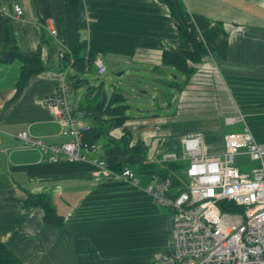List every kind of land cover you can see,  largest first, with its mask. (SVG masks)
I'll use <instances>...</instances> for the list:
<instances>
[{"label": "crops", "instance_id": "crops-1", "mask_svg": "<svg viewBox=\"0 0 264 264\" xmlns=\"http://www.w3.org/2000/svg\"><path fill=\"white\" fill-rule=\"evenodd\" d=\"M179 1L185 19L194 25L210 55L199 64H189L194 74L180 90H168L170 97H165L162 107L171 109L175 104L176 120L205 102L212 106L214 102L216 108L219 100L214 88L221 86L232 113L244 116L248 111L257 119L254 135L249 131L256 143L264 145V0ZM79 3V34L88 51L101 60L125 57V64L134 65L139 74L152 72L155 80H164V86L172 83L164 72L168 68L161 67L162 53L191 47L179 39L166 5L158 0ZM13 5L21 7L22 15L0 13V53L16 49L30 54L40 49L46 69L31 76L17 94L21 61L0 63V242L22 264H152L172 249V215L142 191L152 178L145 170L140 172V166L155 163L162 152L174 151L173 143L161 149L158 138L176 132V122L171 116L155 114L126 122L131 142L145 148L143 159L134 153L117 162L135 174L139 188L94 178L90 162L51 163L38 150L25 146L18 138L22 132L48 145L66 140L59 134L52 109L41 100L62 83L69 86V80L82 84V76L90 71L78 73L63 59L68 53L64 0H0V10H11ZM170 70L171 77L174 70ZM182 80L175 76V85ZM85 100L86 107L94 104L89 97ZM197 133L190 129L180 137ZM119 134L121 129L110 132L113 138ZM222 137L216 144L205 139L210 154L222 149ZM98 143V152L85 153L88 159L103 158V141ZM131 166H137V171ZM29 195L46 196L63 219L61 226L44 222L41 208L25 206Z\"/></svg>", "mask_w": 264, "mask_h": 264}, {"label": "built area", "instance_id": "built-area-1", "mask_svg": "<svg viewBox=\"0 0 264 264\" xmlns=\"http://www.w3.org/2000/svg\"><path fill=\"white\" fill-rule=\"evenodd\" d=\"M0 11L5 17L22 15L19 5ZM50 33L56 35L55 30ZM93 67L98 76L107 72L99 55ZM41 102L52 109L59 134L66 140L48 145L22 132L18 138L25 146L38 150L51 163L90 162L94 178L139 188L138 178L129 168L114 171L103 158L85 156L87 152H98L101 147L98 142L84 140V133L91 126L85 121V112L69 103L65 83ZM225 123H242L244 131L223 135L222 149L214 154L209 153L201 133L180 138L178 152H162L155 160V146L152 149L151 160L155 163H183L181 174L185 180L184 189L174 191L170 176L153 175L152 182L142 188L172 215V249L152 264H264V145L255 142L240 113L226 117ZM121 135L113 136L120 138ZM239 156H247L253 163L249 172H242L235 165ZM223 201L233 203L241 211L236 214L221 211L218 204Z\"/></svg>", "mask_w": 264, "mask_h": 264}, {"label": "trees", "instance_id": "trees-1", "mask_svg": "<svg viewBox=\"0 0 264 264\" xmlns=\"http://www.w3.org/2000/svg\"><path fill=\"white\" fill-rule=\"evenodd\" d=\"M158 1L168 7L170 15L175 21L179 39L188 43L191 47L190 51L169 49L164 51L161 56V67L174 70L172 73L174 79L172 83L168 84V88L177 87L180 90L195 72V68L189 66V64L201 63L205 57L210 55V49L199 39L194 25L185 19L184 7L179 0ZM64 14L68 53L65 54L63 59L69 62L72 60V67L78 73L91 71L96 54L88 51L86 43L80 38L81 11L79 0H64ZM15 59H19L22 63L20 77L17 82V94H19L28 79L33 75L42 73L46 67L42 62L40 49L30 54H24L16 49L0 53V63L11 62ZM175 76H182L183 78L181 82H177V85H175ZM88 92L91 93L89 98L92 99L94 104L80 109L92 119L93 125L84 133V140L87 142L103 141V159L109 168L120 171L125 166L117 162L118 158L134 153L142 155L145 150L140 143L130 146V133L125 127L126 122L130 120L127 115L129 106L126 103V98L120 90L116 89L110 95H107L102 84H99L96 88L90 87ZM114 129L122 130L120 138L115 139L110 135V132ZM174 151L178 152L179 148L175 147ZM141 158L143 159V155ZM183 167V163L141 164L140 172L145 170L144 174L154 175L158 178L170 176L173 190L177 191L184 189L185 186V180L181 174ZM24 205L41 208L44 211V222L61 226L63 219L57 216L54 206L46 196L29 195L24 201ZM218 206L221 211L231 214L241 211L239 207L227 201L220 202ZM0 264L22 263L0 242Z\"/></svg>", "mask_w": 264, "mask_h": 264}, {"label": "rangeland", "instance_id": "rangeland-1", "mask_svg": "<svg viewBox=\"0 0 264 264\" xmlns=\"http://www.w3.org/2000/svg\"><path fill=\"white\" fill-rule=\"evenodd\" d=\"M102 59L103 64L107 69L104 76H98L96 72L92 70L82 76L83 82L80 85L76 86L72 84L70 80L68 81V101L73 106L85 108L89 103L85 100V97H90L91 94L88 92L89 84H102L107 95H110L114 89L120 90L126 98V103L129 106L127 115L130 119L140 118L143 115L155 114L160 117L171 116L169 118L176 122V125H174L176 132L172 133V135H160L161 137L158 138L161 140L160 145L163 146L160 147L161 149L170 144L172 145V143L173 146L175 145V147H177L176 143L180 138L189 136L184 135L180 137V135L190 129L199 130V132L205 136L207 143L210 142L209 144L218 143L223 134L240 133L244 131V125L242 123L234 125L225 123L226 117L236 116L238 112L232 113L228 109L229 102L225 104L226 100L221 86L214 88L215 96H217L219 100V102H216L218 103L216 108L214 102L213 106L211 102H205L195 106L192 112H190L191 114H187L176 120L177 113L175 104L171 106V109L170 107H162V103L167 101L165 97H170V92L168 90L172 89L168 88V85H163L164 80L162 78L160 81L155 80L152 72H148L147 75L144 73L139 74V71L134 65L129 67L125 64V57L104 56ZM168 70L171 71L170 69L164 71L167 81L173 80L174 76L171 74L170 77ZM114 73L122 74L116 76ZM238 102L239 101L237 100V103ZM230 104L232 105L231 102ZM244 112L243 117L245 123L254 135L253 127L256 125L257 119L254 121L248 111ZM85 121H87L88 124L93 125L91 118H87ZM169 141L171 143H168ZM158 151H160V149ZM235 165H237L242 172H249L254 166L247 156L236 157ZM130 168L134 172L138 169L137 166H131Z\"/></svg>", "mask_w": 264, "mask_h": 264}, {"label": "water", "instance_id": "water-1", "mask_svg": "<svg viewBox=\"0 0 264 264\" xmlns=\"http://www.w3.org/2000/svg\"><path fill=\"white\" fill-rule=\"evenodd\" d=\"M116 76H120L122 73H114Z\"/></svg>", "mask_w": 264, "mask_h": 264}, {"label": "bare ground", "instance_id": "bare-ground-1", "mask_svg": "<svg viewBox=\"0 0 264 264\" xmlns=\"http://www.w3.org/2000/svg\"><path fill=\"white\" fill-rule=\"evenodd\" d=\"M88 155V154H87Z\"/></svg>", "mask_w": 264, "mask_h": 264}]
</instances>
